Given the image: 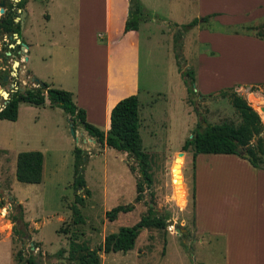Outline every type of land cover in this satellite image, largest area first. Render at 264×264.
Instances as JSON below:
<instances>
[{"label":"rangeland","instance_id":"rangeland-1","mask_svg":"<svg viewBox=\"0 0 264 264\" xmlns=\"http://www.w3.org/2000/svg\"><path fill=\"white\" fill-rule=\"evenodd\" d=\"M18 1L0 0L3 3L0 19L9 16L13 18V24L19 23L18 41L27 46V49L20 46L13 33L0 27L2 97L6 98V93L9 95L13 85L21 89L37 86L32 78L64 90L74 87L75 43L72 39L64 43L62 37L51 36L46 31L44 24L48 11L44 0H22V4ZM155 24L159 29L150 31L148 36L140 33L137 71L138 133L141 147L149 157L150 187L143 186L141 198L136 201L135 185L139 173L132 157L88 140L81 125H71L68 116L57 106L21 102L15 121H0V264H17L13 259L16 250H20L23 257L31 256L37 264H72L67 257L70 242L95 249L106 234L133 224L146 214L148 208L166 217L165 227L141 229L128 251H98L100 264H200L201 261L206 264L204 259L221 252L219 239L210 240L208 236L194 232L192 151L190 147L182 150L181 145L201 117L209 123L236 124L239 121L227 97L217 92L227 87H232L247 101L264 126V112L259 109L264 106V81L230 85L232 78L243 77L245 67H250L251 61L256 64L259 59L254 58L248 46L230 43L222 48L224 56L235 58L234 64L226 60V64L219 67L213 62L200 61V54H213L207 43L197 40V26L193 27L206 26V30L221 34L240 31L236 33L255 36L264 31V20H257L250 25L251 29L243 31L238 26L220 28L210 21L198 22L185 29L169 24V30L163 28L162 31L159 21ZM71 26L74 35L75 24ZM21 49L25 50L24 54ZM15 61L17 64L13 66ZM89 62L81 57L79 64L86 65L88 70ZM198 65L203 67L198 69L199 78L196 74ZM186 68L192 72V95L186 92L183 82ZM201 85H207L205 93H202ZM75 147L81 149L80 164L76 167ZM27 150L42 154L39 183L26 184L12 179L16 153ZM204 155L208 156L197 154V161L205 159ZM260 165L263 168L258 169L264 171V163ZM79 173L83 186L75 188L73 181ZM209 173L214 182L218 181L213 177L217 175V169L215 173ZM205 190H201V186L196 188L201 217L205 215V206L210 205L202 204L206 203ZM79 197L82 200L76 202L75 198ZM16 204L20 206L17 212ZM116 205H132V208L118 212L115 219L108 220L105 212ZM73 207L79 213L76 220L73 219ZM17 214L21 219L16 223L25 235L22 238L13 236L9 241L3 237L11 224L6 217ZM58 251L60 255L56 254Z\"/></svg>","mask_w":264,"mask_h":264},{"label":"crops","instance_id":"crops-1","mask_svg":"<svg viewBox=\"0 0 264 264\" xmlns=\"http://www.w3.org/2000/svg\"><path fill=\"white\" fill-rule=\"evenodd\" d=\"M137 1L151 17L141 21L137 29L125 32L124 20L131 9L128 0L43 1L48 11L45 14L46 31H49L51 36L62 37L64 43L71 39L75 43L77 55L75 85L68 90L71 92L72 100L77 107L84 110L85 120L104 132L109 127V111L115 102L131 94L137 96L140 33L148 36L150 31L159 29L155 22L159 21L162 31L163 28L168 29L169 24L180 27L183 22L186 24L194 18L212 14L208 18L210 23L215 22L220 28L238 26L243 31L245 25L264 20V0ZM73 23L76 28L74 35L71 34ZM196 26L197 40L200 43H207L208 50L213 54L207 56L200 54L198 57L200 61L213 62L219 67L225 65L226 60L234 64L235 58L224 56L222 46L230 43L242 44L251 48L254 58L259 60L256 64L251 61L250 67L244 69L245 75L232 78L230 85L238 83L250 85L264 81V39L248 33L247 35L236 33L240 31L221 34L214 32L215 30H206V26L194 25L193 28ZM260 53L262 55L258 57ZM81 57L90 61L88 70L86 65L79 64ZM199 68L203 67L200 65L196 67L197 78ZM47 84L52 86L51 83ZM201 87L204 88L202 93H205L207 85ZM15 88L13 85L10 92ZM43 105H49L47 99H44ZM204 154H208L203 156L205 159L197 161V155L192 159L193 228L198 235L208 236L210 240L215 237L222 242L221 252L217 256L209 255L204 262L264 264V171L251 166L246 159L235 154ZM14 168L15 162L12 179ZM216 169L218 173L213 177L218 181L214 182L209 172L215 173ZM211 185L217 189L214 186L210 188ZM199 186L201 190L206 188L204 191L206 203L202 204H210L204 208V217L200 216L202 210L197 207L199 203L196 188ZM214 190H217L216 193ZM7 222L10 223L8 220ZM11 226L12 224L8 225L3 236L9 238V241L13 237ZM200 264H203L202 261Z\"/></svg>","mask_w":264,"mask_h":264},{"label":"trees","instance_id":"trees-1","mask_svg":"<svg viewBox=\"0 0 264 264\" xmlns=\"http://www.w3.org/2000/svg\"><path fill=\"white\" fill-rule=\"evenodd\" d=\"M128 1L133 4L134 8L128 10L123 24V32L137 29L141 21L151 17L148 12L142 9L137 0ZM18 2L22 4V0ZM211 16L212 14L194 18L187 24L181 25V27L185 29L198 24V22L206 23ZM0 27L6 32L16 33L19 36V23L13 24L12 17L1 18ZM243 28L244 30H249L252 26L245 25ZM255 37L264 39V31L257 33ZM185 77H188V80ZM192 78L191 69L186 68L183 71V82L186 92L191 95L193 94ZM36 85L22 90L16 88L13 92H10L7 100L0 107V119L14 121L17 116V106L21 102L32 105H43L44 99H47L49 105L59 107L68 116L71 125L75 123L83 125L86 135L97 144L126 153L133 158L137 172L139 173V178L135 185V200H139L142 195L143 186L150 187L152 177L149 169V157L141 147V139L138 133L139 102L137 96L131 94L115 102L109 111V127L104 132L85 120L84 110L77 107L73 102L70 91L52 87L40 81ZM217 92L227 97L239 121L236 124L226 121L209 123L205 118L201 117L196 122L190 136L184 140L181 149L186 150L190 147L192 159L199 153L235 154L246 159L255 168H263L260 164L264 163V126L259 115L232 87L220 89ZM237 147L241 148L240 152L236 151ZM73 151L74 165L76 167L80 164L81 149L75 147ZM243 152L247 154V157L243 156ZM41 170L42 154L40 151L27 150L16 153L14 168V178L16 181L26 184L39 183L41 181ZM77 177L73 181V186L75 188H82L83 180L80 178V173ZM84 191L86 192V190ZM81 198H75V201L80 202ZM0 207H2L1 203ZM131 208L132 205H116L105 212V217L108 220H113L116 218L118 212L128 211ZM15 209L16 212L20 210L19 204L15 205ZM72 214L75 220L79 217L76 216L77 214L79 215L76 207L72 208ZM20 216V214H17L6 217L12 224V235L17 238H22L25 235V232L16 223V220L21 219ZM165 218V216L157 215L151 208H148L146 214L141 215L133 224L120 226L116 231L106 234L101 244L95 249H89L86 245L70 242L67 256L68 261L72 262V264H100L98 251L103 253L128 251L132 249L141 229L164 228ZM56 254L60 255L61 252L58 251ZM13 259L17 264H37V261L31 256L23 257L20 250L15 251Z\"/></svg>","mask_w":264,"mask_h":264},{"label":"water","instance_id":"water-1","mask_svg":"<svg viewBox=\"0 0 264 264\" xmlns=\"http://www.w3.org/2000/svg\"><path fill=\"white\" fill-rule=\"evenodd\" d=\"M2 4H3V3L0 2V5H1V6H2ZM130 8H131V9L134 8L132 3H130ZM0 12H2V9H0ZM10 37H11V36H10ZM13 37L16 39V42H17L20 46H22L23 48L26 49L27 46H26L24 43L18 41V38H17L16 33H13ZM20 52H21L22 54H24V53H25V50H24V49H21ZM24 59H26L25 56H24ZM16 64H17V62L15 61V62L13 63V66H15ZM4 79H5V78H4ZM32 81H33L35 84H37L38 79H36V78H32ZM28 88H29V87H25V89H28ZM15 89H16V88H15ZM15 89L11 90V92H13ZM17 89H18V90H22L21 88H17ZM3 93H4V91H3L2 89H0V95H1V96L3 95ZM7 98H8V94L6 93V98H3L1 106L5 103V101L7 100ZM260 109H261L262 112H264V106H261ZM81 128H83V125H81ZM89 140H90V141H93L91 138H89ZM236 151H237V152H240V151H241V148H240V147H237V148H236ZM178 154H181V153L179 152ZM242 154H243L244 157H247V154H246L245 152H243ZM176 230H177V229H176Z\"/></svg>","mask_w":264,"mask_h":264},{"label":"bare ground","instance_id":"bare-ground-1","mask_svg":"<svg viewBox=\"0 0 264 264\" xmlns=\"http://www.w3.org/2000/svg\"><path fill=\"white\" fill-rule=\"evenodd\" d=\"M260 109V108H259ZM261 110V109H260Z\"/></svg>","mask_w":264,"mask_h":264}]
</instances>
